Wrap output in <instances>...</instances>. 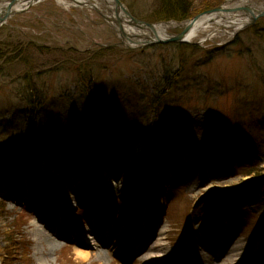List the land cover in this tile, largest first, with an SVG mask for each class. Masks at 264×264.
<instances>
[{
    "label": "rangeland",
    "instance_id": "374dc122",
    "mask_svg": "<svg viewBox=\"0 0 264 264\" xmlns=\"http://www.w3.org/2000/svg\"><path fill=\"white\" fill-rule=\"evenodd\" d=\"M120 1L147 22L158 8ZM110 25L73 0L0 25V264H39L38 230L49 264H234L219 256L249 241L245 264H264V34L99 50ZM225 138L249 151L216 155ZM193 165L224 177L193 186Z\"/></svg>",
    "mask_w": 264,
    "mask_h": 264
},
{
    "label": "bare ground",
    "instance_id": "6f19581e",
    "mask_svg": "<svg viewBox=\"0 0 264 264\" xmlns=\"http://www.w3.org/2000/svg\"><path fill=\"white\" fill-rule=\"evenodd\" d=\"M41 1V0H39ZM94 1V2H93ZM100 0H73V3H76L78 5H87L90 6L91 8H97L99 9L100 12H102L103 14L109 12V8L104 7V9L102 8H98V6L100 7L102 2H99ZM97 2V3H96ZM253 0H227L226 2L223 3V7L228 9V10H224V11H219V12H212L210 14H205L202 15L201 17H199V19L197 20V22H195L193 24V26L189 29L188 33L186 34V38L190 41H192L195 38H199L202 41H204L203 39L206 38V36L208 37H212V36H220L222 34H225L226 36H232L234 34V32L237 29H240L242 27H244V25L248 22L251 21L252 16L251 14H245L242 10H235V7L241 8V7H247L251 10H254V12H256L255 10L259 11V10H264V4H260L257 5L253 3ZM28 4L27 0H20L17 1L11 8L12 11L14 10H21L24 9ZM99 4V5H97ZM5 6L6 3H0V15H2L5 12ZM232 8V10H231ZM98 13V12H97ZM108 14V13H107ZM123 19H127L125 14H122ZM113 21V20H112ZM110 20V22H112ZM110 22H107L110 24ZM215 26V28L213 30H210L211 25ZM2 25V24H0ZM173 23H156L155 24V32L157 33V35L159 37H166V29H168L167 27L169 26V28H171V26H173ZM111 27H116L115 22L113 21L110 25ZM216 29V30H215ZM138 31L139 33H142L143 37L145 36H150L153 37V34L151 33L150 30L148 29H143L141 31H139V29H135L131 26H125L124 28V32L125 34H131L133 32ZM125 36L124 40L125 43L127 44H132V45H136L135 42L131 43L129 42L128 39H134L138 40L140 42L143 41V39L140 38H133L132 36ZM201 35V37H199ZM200 40V41H201ZM114 44V43H112ZM110 44V45H112ZM107 47H113V46H107ZM114 47H121V46H114ZM123 48V47H121ZM127 49V48H126ZM153 146V145H152ZM151 146V148H152ZM194 153L197 155L198 152L194 151ZM189 173L191 176V185L193 186H197L199 184H202L206 181H211V179H221L224 177V172H222V170H218V171H210L208 174L204 172V170H202V168H195L194 165L191 169H189ZM256 196V194H254ZM247 199V198H246ZM241 200V199H240ZM245 200V199H244ZM243 201V200H242ZM254 203H257L256 200H254ZM119 228L115 229L116 231H118ZM123 237V236H122ZM36 239L38 241V249L36 250V254H42L44 255V257L46 256V254L44 253V244H47L50 247V250H54L57 245L58 242L57 240H54L53 238H49V237H44L43 233L41 230H38V232H36ZM82 245L83 242H81ZM217 245H220L219 242H216ZM222 247L224 246V244H221ZM252 245V242L249 241L247 244L241 245L240 248L243 249L244 251V255H246L247 253L250 252V246ZM155 247H158L159 244L154 245ZM262 248L260 249H264V242H262L261 245ZM76 254L78 257L80 258H88L90 256L89 252H87L86 250H80V249H76L75 250ZM98 254V256L104 255L106 256V253L101 250H98L96 252ZM224 253V254H223ZM219 257L220 258H224L222 257L223 255H225L226 257H228L229 259L232 260V262L235 264H245L246 261L244 260V258L242 259V257L244 256H238L237 252H236V248H229L228 250H226L225 252H223ZM197 255V254H196ZM147 253L143 256L144 258H148L147 257ZM40 257L39 258V264H49L48 260L46 259V257ZM196 257H200L199 255H197Z\"/></svg>",
    "mask_w": 264,
    "mask_h": 264
},
{
    "label": "water",
    "instance_id": "95a60500",
    "mask_svg": "<svg viewBox=\"0 0 264 264\" xmlns=\"http://www.w3.org/2000/svg\"><path fill=\"white\" fill-rule=\"evenodd\" d=\"M20 0H0V3H6L5 6V12L0 15V24H2L7 18H9L11 15L15 14V13H19V12H23L24 10H26L30 5L39 2V0H27L28 4L24 9H21L19 11L14 10L12 11L11 8L12 6ZM105 7L109 8V12L103 14L102 12L99 11V9L94 8L103 18L105 21L110 22V20L114 21L116 24V27H114V30L116 32V34L118 35L119 41L112 44V45H108V46H125L129 49L132 48H139V47H143V46H150L152 44H163V43H170V42H186V43H191L188 39L186 38V34L188 33L189 29L193 26V24L195 22H197V20L199 19V17H201L202 15L205 14H210L212 12H219V11H224V10H228L226 8L223 7V3L226 2L227 0H224L223 3L219 6H216L214 8L211 9H207L189 19H186L184 21H180V22H176L175 23V27H177L179 29L178 32L176 33H168L166 34V37H159L157 35V33L155 32V24L156 23H150V22H146L140 19L135 18L134 16L131 15V13L128 11V9L123 5V3L120 0H102ZM263 4H264V0ZM232 10V8H231ZM235 10H242L245 14H251L252 19L250 22L246 23L245 25L248 24H253L258 18L260 17H264V10H255L256 12H254V10H251L247 7H235ZM122 14H125L127 19H123ZM112 21V22H113ZM110 22V23H112ZM159 23H169V22H159ZM244 25V26H245ZM125 26H131L135 29H139V31L143 30V29H148L151 31V33L153 34V37L150 36H145L143 37L142 33H139L138 31L133 32L131 34H128L129 36H132L133 38H140L143 39L142 42L135 40L133 41V39H128L129 42L134 43L136 45H130L125 43L124 37L127 35L124 32V28ZM216 30V29H215ZM127 35V36H128ZM208 36H206L207 38ZM196 44H200L202 43L201 41H197L194 42Z\"/></svg>",
    "mask_w": 264,
    "mask_h": 264
},
{
    "label": "trees",
    "instance_id": "16d2710c",
    "mask_svg": "<svg viewBox=\"0 0 264 264\" xmlns=\"http://www.w3.org/2000/svg\"><path fill=\"white\" fill-rule=\"evenodd\" d=\"M222 0H205L202 5H199L200 7H196L193 4L192 0H158V8L153 11V17L151 21H167V20H176V21H182L184 19H187L193 15V13L197 10H206L209 9L218 3H220ZM254 29L257 30L258 33L264 34V18L258 19L256 23L253 26ZM178 47H181V49L184 50V48H192V49H199L196 45H190L186 43H177ZM37 47L41 50L44 48L42 45H37ZM11 51L15 49H11L10 46L8 47ZM107 47L101 46L99 47V50L106 49ZM118 47H115V49ZM110 49V48H109ZM4 49L0 47V57L3 53ZM17 52L21 51L20 49H16ZM12 52L11 54H13ZM16 54V53H15ZM83 73V72H82ZM79 73L78 81L80 84L85 85V89L89 90L91 86V75L82 74ZM262 80L264 81V74L262 75ZM28 87L30 89L29 94V102L33 105L34 109L38 106V93L39 91L33 86L32 83L28 84ZM107 109L102 108L100 110V113H104ZM109 110V109H108ZM111 111V109H110ZM119 122V121H118ZM83 133H86L87 131L85 129H81ZM220 144L215 149L216 153L222 154L224 153V156H228L234 153L233 151H243L247 152V143L242 142L240 143L238 140L236 141H230L228 138L224 139L223 141H219ZM250 148V147H249ZM148 150H152L150 147ZM234 157V155H233ZM230 159V158H228Z\"/></svg>",
    "mask_w": 264,
    "mask_h": 264
}]
</instances>
